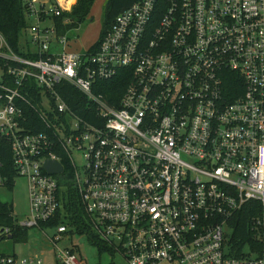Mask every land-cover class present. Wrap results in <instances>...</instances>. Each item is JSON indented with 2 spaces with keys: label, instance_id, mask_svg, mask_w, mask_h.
Masks as SVG:
<instances>
[{
  "label": "built area",
  "instance_id": "obj_1",
  "mask_svg": "<svg viewBox=\"0 0 264 264\" xmlns=\"http://www.w3.org/2000/svg\"><path fill=\"white\" fill-rule=\"evenodd\" d=\"M23 2L33 58L0 34V140L28 189L16 224L56 216L63 156L90 228L127 264H264V0H139L79 54L54 20L73 4ZM118 74L129 80L112 104L95 88ZM64 83L81 112L58 92ZM29 112L41 131L23 126ZM46 159L61 172L47 173ZM244 220L246 241L234 234ZM54 231L52 264H83L57 245L67 226ZM0 264L45 263L0 254Z\"/></svg>",
  "mask_w": 264,
  "mask_h": 264
},
{
  "label": "trees",
  "instance_id": "obj_2",
  "mask_svg": "<svg viewBox=\"0 0 264 264\" xmlns=\"http://www.w3.org/2000/svg\"><path fill=\"white\" fill-rule=\"evenodd\" d=\"M94 0H75L71 11L64 13L71 21L63 24V16L56 17L57 34L66 35L69 30L75 28L78 23L82 22L88 15L89 9ZM139 0H106L104 12L102 16V27L96 43H94L87 51L94 52L98 47L99 41L105 34L106 30L111 26V23L115 16L122 10L131 6L134 2ZM29 19L25 12V6L23 0H0V34L5 39L8 46L17 54L33 58L30 53H27V35H28ZM129 80L128 75L118 74L115 78L109 81L101 82L103 86L95 88L96 92H102L106 100L109 103H117L121 96L127 82ZM28 96L38 99L39 92L37 86L28 83L26 85ZM58 92L62 95L64 100L70 105V107L78 112H81L85 102L82 95L67 83L57 86ZM233 90L231 95H233ZM28 122L23 124L24 127L31 131H41L43 126L41 125L38 117L33 112H29ZM0 162L2 164V175L5 177V183L3 187L6 190H11L14 184V179L17 177L16 171L13 166V161L10 152V146L5 139L0 140ZM62 164L64 165V172L59 179V191H60V208L54 218L49 221L40 224V227L48 225L57 226L59 224H65L70 227H74L78 232H86L89 235L90 240L98 246L99 251H107L112 255L111 249L107 244L103 243L101 239L91 230L88 217L84 212L81 204L79 194L73 183L72 169L68 166L66 159L62 156ZM16 216L13 213V206L11 202L0 200V228H8V235H11L12 242H22L27 238V229L19 227L16 224ZM246 220L241 221L238 227L235 228L234 234L236 236H244L246 241L250 238V234L246 231ZM4 233H0V242L8 239ZM2 255H15L6 254L0 251Z\"/></svg>",
  "mask_w": 264,
  "mask_h": 264
},
{
  "label": "rangeland",
  "instance_id": "obj_3",
  "mask_svg": "<svg viewBox=\"0 0 264 264\" xmlns=\"http://www.w3.org/2000/svg\"><path fill=\"white\" fill-rule=\"evenodd\" d=\"M69 1V0H66ZM71 0L69 4H74ZM106 0H94L86 18L68 32V43L65 51L79 54L87 51L98 40L102 16ZM72 8V6H71ZM53 49V47H52ZM51 49V50H52ZM77 164H81L82 157L74 156ZM27 182L23 177L17 176L11 190L0 186V200L12 203L13 213L18 219L29 213ZM55 226L30 227L27 229V238L22 242H12L5 239L0 242V251L6 254L14 253L17 257H39L43 263L52 264L55 248L49 237L55 232ZM92 230V229H91ZM60 248L74 247V251L83 264H127L118 254L99 251L86 232H78L74 227L68 226L67 234L57 243Z\"/></svg>",
  "mask_w": 264,
  "mask_h": 264
},
{
  "label": "water",
  "instance_id": "obj_4",
  "mask_svg": "<svg viewBox=\"0 0 264 264\" xmlns=\"http://www.w3.org/2000/svg\"><path fill=\"white\" fill-rule=\"evenodd\" d=\"M43 169L47 173H59L62 170V165L58 161L46 159L43 163ZM7 238L11 239V235H8Z\"/></svg>",
  "mask_w": 264,
  "mask_h": 264
},
{
  "label": "bare ground",
  "instance_id": "obj_5",
  "mask_svg": "<svg viewBox=\"0 0 264 264\" xmlns=\"http://www.w3.org/2000/svg\"><path fill=\"white\" fill-rule=\"evenodd\" d=\"M71 2V0L68 1V4Z\"/></svg>",
  "mask_w": 264,
  "mask_h": 264
},
{
  "label": "crops",
  "instance_id": "obj_6",
  "mask_svg": "<svg viewBox=\"0 0 264 264\" xmlns=\"http://www.w3.org/2000/svg\"><path fill=\"white\" fill-rule=\"evenodd\" d=\"M68 43V42H67ZM1 187H3V186H1Z\"/></svg>",
  "mask_w": 264,
  "mask_h": 264
}]
</instances>
